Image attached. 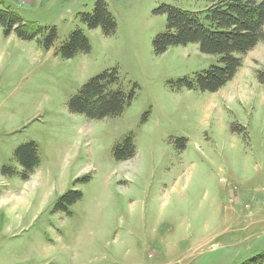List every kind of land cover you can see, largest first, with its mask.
<instances>
[{"label":"rangeland","instance_id":"374dc122","mask_svg":"<svg viewBox=\"0 0 264 264\" xmlns=\"http://www.w3.org/2000/svg\"><path fill=\"white\" fill-rule=\"evenodd\" d=\"M96 0H0L23 23L54 27L46 51L0 27V264H247L264 256V43L241 58L216 93L176 88L216 63L197 45L156 56L158 6L203 12L204 0H104L117 28L88 30L78 14ZM81 30L88 54L63 60ZM118 72L135 97L116 118L72 114L68 100L92 77ZM130 137L132 158L113 150ZM37 146L26 179L13 153ZM183 146V149H181ZM6 167L12 174L2 175ZM82 197L55 211L66 192Z\"/></svg>","mask_w":264,"mask_h":264},{"label":"trees","instance_id":"16d2710c","mask_svg":"<svg viewBox=\"0 0 264 264\" xmlns=\"http://www.w3.org/2000/svg\"><path fill=\"white\" fill-rule=\"evenodd\" d=\"M210 6L203 12L188 13L171 5L162 4L153 10L154 15L165 16V31L152 40L153 54H164L172 47L197 45L202 55L217 58L208 69L196 73L193 79H180L176 88L198 90L202 93H216L226 86L241 67V58L259 43H264V0H204ZM79 22L88 30L99 29L105 37L115 34L117 24L104 0H96L91 14H78ZM23 23L19 16L6 9H0V27L4 36L15 34L25 42L42 36L40 46L48 51L58 39L54 27H39ZM63 60H70L79 54H88L90 45L81 30L72 32L66 41L54 49ZM258 83L264 86V73H257ZM136 86L125 92L119 87L118 72L106 70L84 83L67 102L72 114L83 115L91 120L119 117L135 97ZM183 149V146H181ZM37 146L33 142L17 147L13 159L22 168V179H26L39 165ZM135 147L130 137L113 150L115 161L132 158ZM2 175L12 174L6 167ZM82 194L70 190L63 194L54 209L67 212V208L79 201ZM247 264H264V256L250 260Z\"/></svg>","mask_w":264,"mask_h":264}]
</instances>
